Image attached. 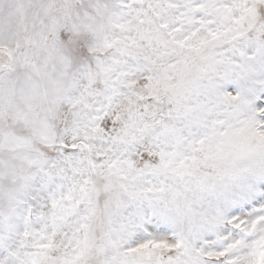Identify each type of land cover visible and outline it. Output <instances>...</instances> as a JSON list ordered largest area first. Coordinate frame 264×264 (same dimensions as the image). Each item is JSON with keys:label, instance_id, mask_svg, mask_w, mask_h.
Instances as JSON below:
<instances>
[{"label": "snow or ice", "instance_id": "1", "mask_svg": "<svg viewBox=\"0 0 264 264\" xmlns=\"http://www.w3.org/2000/svg\"><path fill=\"white\" fill-rule=\"evenodd\" d=\"M0 264H264V0H0Z\"/></svg>", "mask_w": 264, "mask_h": 264}]
</instances>
